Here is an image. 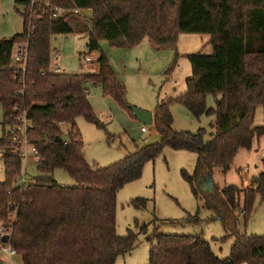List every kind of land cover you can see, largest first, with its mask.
Wrapping results in <instances>:
<instances>
[{"label": "trees", "instance_id": "16d2710c", "mask_svg": "<svg viewBox=\"0 0 264 264\" xmlns=\"http://www.w3.org/2000/svg\"><path fill=\"white\" fill-rule=\"evenodd\" d=\"M52 1L63 7L89 8L92 14L81 27L70 18L53 17L42 0H15L24 19L23 32L0 41L4 109L0 156L5 170L0 182V223L12 226L10 243L24 264H115L119 256L137 247L139 234L147 230L145 225L140 233L130 229L124 236L117 234L118 192L140 178L145 165L164 147L197 154L194 172L182 174L199 197L202 178L213 176L215 168L226 173L239 149L251 148L254 139L264 135V125H254L257 107H264V0ZM73 33L87 34L89 52L98 51L101 41L114 48H132L148 39L161 50L175 46L181 33L209 35L212 53L188 55L192 76L187 92L176 100L196 117L216 115L212 138L205 141L203 128L176 131L171 100L158 103L153 112L159 142L136 147L106 167L89 162L76 118L98 123L89 100L90 84L101 86L104 95L132 110L126 86L107 56L98 59L95 73L51 68L52 37ZM17 45L28 46L25 63L14 59ZM210 94L216 98L214 107L206 104ZM24 114L32 125L28 134L40 161L38 174L18 183L23 157L13 137ZM262 165L250 187L216 186L214 192L204 193L208 207L235 236L229 256L220 257L198 234L154 232L147 238L152 244L147 264H264V236L241 234L236 215L247 225L256 201L264 202V158ZM58 169H64L75 184L59 183L54 176ZM133 204L144 207L146 200L138 198Z\"/></svg>", "mask_w": 264, "mask_h": 264}, {"label": "rangeland", "instance_id": "374dc122", "mask_svg": "<svg viewBox=\"0 0 264 264\" xmlns=\"http://www.w3.org/2000/svg\"><path fill=\"white\" fill-rule=\"evenodd\" d=\"M18 9L23 10V7ZM91 10V9H90ZM92 14V10H91ZM71 23H86L83 17H72ZM89 20H87L88 22ZM24 19L17 12L15 0H0V41L23 32ZM80 27V28H81ZM86 33L56 35L51 39V68L56 70L57 58L68 73H95L99 70L98 59L105 55L127 89V102L148 111L156 109L158 103H170L173 128L176 131L197 132L205 129V141L215 132L216 115L203 114L196 117L185 105L176 100L187 92V80L192 76L189 54L212 53L210 36L207 34L181 33L177 44L156 50L148 39L132 48H114L107 41L100 42V49L89 52ZM17 46L14 48L15 53ZM90 57L91 61H86ZM89 100L98 118L90 122L84 116L76 118V125L85 142L86 158L98 167L114 164L136 147L159 142L160 133L152 126L143 124L132 112L119 105L114 98L103 94L102 87L90 84ZM207 107H214L216 98H206ZM3 105L0 104V137L2 136ZM255 126L264 125V107L258 106ZM147 131H143L142 128ZM1 148V147H0ZM264 135L254 139L251 148H241L230 169L224 173L215 168L213 180L219 189L226 185L239 188L250 187L263 171ZM197 154L189 150H175L164 147L162 153L149 161L140 178L126 184L117 195L116 229L124 236L130 229L140 233L146 225V232L140 233L137 247L130 253L119 256L115 264H147L152 244L148 236L154 232L164 234H198L210 242L213 251L220 257L230 255L235 236H230L222 218L207 205V197H196L182 171L192 174ZM25 168V166H24ZM38 174L36 163L28 161L27 177ZM55 179L64 185H74L71 176L64 170L54 173ZM5 178L4 163L0 156V182ZM21 183V178H18ZM214 192V191H213ZM212 193V192H209ZM138 198L146 200L144 207L135 206ZM255 209L245 225L239 217L238 231L241 234L264 236V202L256 201ZM19 264H23L19 261Z\"/></svg>", "mask_w": 264, "mask_h": 264}, {"label": "built area", "instance_id": "2783aa9c", "mask_svg": "<svg viewBox=\"0 0 264 264\" xmlns=\"http://www.w3.org/2000/svg\"><path fill=\"white\" fill-rule=\"evenodd\" d=\"M45 9L51 11L53 17L61 18H72V17H83L85 20L91 17V10L89 8H79V7H63L55 4L52 0H42ZM16 62L25 63L28 58V46L27 45H17V51L13 54ZM58 64L55 66L57 71L65 72L64 68L60 64V57L57 58ZM86 61H91L90 57L86 58ZM62 125H64L62 123ZM32 127L30 121L28 120L26 114H24L18 122L16 127L17 133L13 137V142L17 146L23 157V173L19 177L21 178V183L28 182L27 177V167L28 161H33L38 163L40 161L38 150L35 144L32 142L28 131ZM143 131H147L144 127ZM25 166V168H24ZM12 226L9 224L0 223V258L3 264H11V260L17 255L16 250L12 247L11 240ZM9 236V242H5L4 238ZM6 260V262H5ZM9 261V263H7Z\"/></svg>", "mask_w": 264, "mask_h": 264}, {"label": "water", "instance_id": "95a60500", "mask_svg": "<svg viewBox=\"0 0 264 264\" xmlns=\"http://www.w3.org/2000/svg\"><path fill=\"white\" fill-rule=\"evenodd\" d=\"M130 109L132 110L135 118L139 120L140 122H142L143 124H147V125L153 124V113L151 111H148V110L136 107V106H130ZM58 140L61 141L60 138ZM208 178L210 179V182L207 186L206 184H204L203 178L200 181L199 191L202 194L213 192L216 189V186L213 181V176L208 177ZM4 241L9 242V236H6L4 238Z\"/></svg>", "mask_w": 264, "mask_h": 264}, {"label": "crops", "instance_id": "0c3cea01", "mask_svg": "<svg viewBox=\"0 0 264 264\" xmlns=\"http://www.w3.org/2000/svg\"><path fill=\"white\" fill-rule=\"evenodd\" d=\"M115 72H116V71H115ZM152 113H153V111H152ZM153 118H154V116H153ZM203 181H204V184H206V186H207V185L209 184V182H210V179H209L208 177H204V178H203ZM213 181H214V180H213ZM214 184H215V181H214ZM19 261H20L21 263L24 264L21 255L17 254V255L11 260L10 263H11V264H19ZM5 262H6V260H5ZM7 263H9V261H7Z\"/></svg>", "mask_w": 264, "mask_h": 264}]
</instances>
